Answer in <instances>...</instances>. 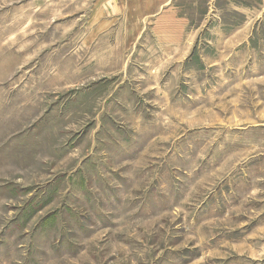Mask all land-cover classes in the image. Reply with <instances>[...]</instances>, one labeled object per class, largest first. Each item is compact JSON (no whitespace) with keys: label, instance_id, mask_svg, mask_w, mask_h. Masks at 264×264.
Masks as SVG:
<instances>
[{"label":"rangeland","instance_id":"rangeland-1","mask_svg":"<svg viewBox=\"0 0 264 264\" xmlns=\"http://www.w3.org/2000/svg\"><path fill=\"white\" fill-rule=\"evenodd\" d=\"M189 1L0 0V264H264V0Z\"/></svg>","mask_w":264,"mask_h":264},{"label":"crops","instance_id":"crops-1","mask_svg":"<svg viewBox=\"0 0 264 264\" xmlns=\"http://www.w3.org/2000/svg\"><path fill=\"white\" fill-rule=\"evenodd\" d=\"M105 3H108L110 6L109 8L114 10V8H118L120 10H137L140 12L139 15L136 16L137 19L134 21L137 24H144V23H154L158 21L162 22H171L173 20H190L191 18H185L186 16L180 15L179 11L181 9H185V7L189 8L191 2L188 0H183L179 2V0H102ZM228 1V0H225ZM199 3V2H198ZM193 5L196 2L192 3ZM181 7V9H180ZM183 7V8H182ZM145 10V11H143ZM168 15V16H167ZM183 16V17H181ZM160 17V18H159Z\"/></svg>","mask_w":264,"mask_h":264}]
</instances>
